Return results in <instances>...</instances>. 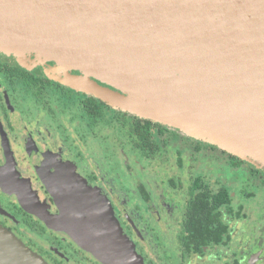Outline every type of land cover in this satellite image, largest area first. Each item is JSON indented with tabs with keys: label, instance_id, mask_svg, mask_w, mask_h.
I'll list each match as a JSON object with an SVG mask.
<instances>
[{
	"label": "flooded vegetation",
	"instance_id": "flooded-vegetation-1",
	"mask_svg": "<svg viewBox=\"0 0 264 264\" xmlns=\"http://www.w3.org/2000/svg\"><path fill=\"white\" fill-rule=\"evenodd\" d=\"M45 65L34 57L20 64L0 53L2 226L49 264H104L62 226L53 228L62 224L61 209L47 183H57L64 192H93L101 205L96 216L77 204L81 197L73 201L101 230L112 220L134 250L136 264H264V169L104 101V116L96 115L95 95L62 83ZM132 116L144 128L151 122V149L132 131ZM102 123L125 129L144 158L172 150L176 170L166 183L171 191L154 186L129 157L118 167L106 163L114 150L98 159L96 128Z\"/></svg>",
	"mask_w": 264,
	"mask_h": 264
},
{
	"label": "water",
	"instance_id": "water-1",
	"mask_svg": "<svg viewBox=\"0 0 264 264\" xmlns=\"http://www.w3.org/2000/svg\"><path fill=\"white\" fill-rule=\"evenodd\" d=\"M0 53L54 62L66 85L264 166V0H0ZM47 184L80 247L137 263L112 220L83 215L101 210L92 191ZM0 264L48 263L0 224Z\"/></svg>",
	"mask_w": 264,
	"mask_h": 264
},
{
	"label": "rangeland",
	"instance_id": "rangeland-1",
	"mask_svg": "<svg viewBox=\"0 0 264 264\" xmlns=\"http://www.w3.org/2000/svg\"><path fill=\"white\" fill-rule=\"evenodd\" d=\"M7 56H12V55H7ZM12 57L17 59L15 56H12ZM34 61L38 62L35 59ZM47 72L49 73L48 70ZM69 87L75 89L76 91L92 94L81 88L77 89L72 86H69ZM125 133H127L126 130L123 128L122 129L119 128L118 125H115V124L108 125L106 123H102L98 128H96V157L99 159L101 155H104L105 153H110L111 150H114L115 155L107 156L111 159V161H106V163H108L109 165L118 167L119 164L125 163L129 157L134 160L133 163L135 166L136 164L138 165L136 166L137 167L136 170H143L145 177L149 179L150 181H152L151 183H153L154 186L157 184H160L164 187H167V184H166L167 180L172 176L173 172H175L176 170V163H175L176 159H175L173 151L165 150L164 152L160 153L155 159L144 158L143 156H140V153L137 150L135 151L133 149V144L130 141L131 138L128 139ZM247 162L257 168L264 169V166L261 167V166H257L253 164L250 161H247ZM123 175L125 176L124 181H126L127 180L126 173L123 172ZM120 179L123 180V177ZM87 190L88 189H85L84 193ZM166 190L171 191V189H169L168 187L166 188ZM183 199L184 197L182 198L180 202H182ZM182 206L183 204L179 205L180 209L182 208ZM53 224L55 225V223ZM53 228L57 230H62L60 229L59 225H56L55 227L53 226Z\"/></svg>",
	"mask_w": 264,
	"mask_h": 264
},
{
	"label": "trees",
	"instance_id": "trees-1",
	"mask_svg": "<svg viewBox=\"0 0 264 264\" xmlns=\"http://www.w3.org/2000/svg\"><path fill=\"white\" fill-rule=\"evenodd\" d=\"M99 99V98H98ZM101 100V99H99ZM96 99V115L99 116H104V113L102 111V106L104 105V103L102 102L103 100L99 101ZM133 117V116H132ZM134 118V123L132 125V131L137 133L140 136L141 141L144 142L145 145L141 144V146H145L148 149H151V147H153V142L150 140V125L151 122H147V126L144 128L140 125V120Z\"/></svg>",
	"mask_w": 264,
	"mask_h": 264
},
{
	"label": "bare ground",
	"instance_id": "bare-ground-1",
	"mask_svg": "<svg viewBox=\"0 0 264 264\" xmlns=\"http://www.w3.org/2000/svg\"><path fill=\"white\" fill-rule=\"evenodd\" d=\"M23 195V194H22ZM35 196V195H34ZM36 197V196H35ZM37 199V198H36ZM31 202V201H30ZM38 202V201H37ZM31 207V206H30Z\"/></svg>",
	"mask_w": 264,
	"mask_h": 264
}]
</instances>
